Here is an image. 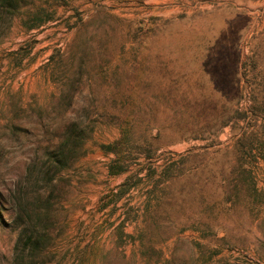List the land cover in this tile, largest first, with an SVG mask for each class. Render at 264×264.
<instances>
[{"label":"rangeland","instance_id":"1","mask_svg":"<svg viewBox=\"0 0 264 264\" xmlns=\"http://www.w3.org/2000/svg\"><path fill=\"white\" fill-rule=\"evenodd\" d=\"M11 5L0 264H264V0Z\"/></svg>","mask_w":264,"mask_h":264},{"label":"trees","instance_id":"2","mask_svg":"<svg viewBox=\"0 0 264 264\" xmlns=\"http://www.w3.org/2000/svg\"><path fill=\"white\" fill-rule=\"evenodd\" d=\"M12 4V0H0V8L1 9H9L11 8L13 5ZM11 12V11H10ZM64 149V148H63ZM107 150V149H106ZM106 152H110V151H106ZM61 155H64L65 154V150H62L61 149V152H60ZM61 164V162H60ZM124 169L123 168H120L118 170H116L114 167H111V170H110V173L111 174H119L123 171Z\"/></svg>","mask_w":264,"mask_h":264}]
</instances>
